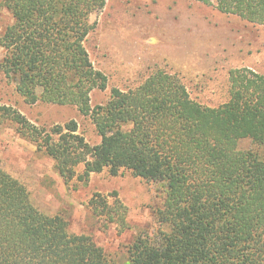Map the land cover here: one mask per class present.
Returning <instances> with one entry per match:
<instances>
[{"label": "trees", "instance_id": "obj_1", "mask_svg": "<svg viewBox=\"0 0 264 264\" xmlns=\"http://www.w3.org/2000/svg\"><path fill=\"white\" fill-rule=\"evenodd\" d=\"M264 25V0H196ZM106 0H0L10 21L0 32V72L25 103L69 105L87 118L100 141L89 144L73 119L50 127L0 106V122L53 161L68 187L91 173L122 169L160 182L156 216L165 229L137 235L124 264H264V75L228 72L229 99L210 107L190 98L175 75L154 71L137 87H107L84 45L91 16ZM82 170L77 173V168ZM88 210L102 223L125 225L126 207L94 193ZM0 264H115L87 234L69 230L61 214L39 210L27 187L0 166Z\"/></svg>", "mask_w": 264, "mask_h": 264}, {"label": "rangeland", "instance_id": "obj_2", "mask_svg": "<svg viewBox=\"0 0 264 264\" xmlns=\"http://www.w3.org/2000/svg\"><path fill=\"white\" fill-rule=\"evenodd\" d=\"M94 28L84 45L93 67L107 78L104 90L91 92V103H104L111 87H137L154 71L175 75L190 98L215 107L229 99L228 72L247 67L264 75V25L250 23L234 14L220 12L214 1L196 0H106L103 9L91 16ZM0 9V32L10 21ZM4 54L0 47V59ZM17 109L31 123L47 128L68 120L91 145L100 137L91 122L69 105L25 103L14 84L0 72V106ZM240 149L264 147L248 139ZM0 166L22 182L33 204L42 212L61 214L69 230L87 234L115 264H124L126 248L135 236L152 238L165 229L156 216L162 207L165 187L122 169L117 175L107 170L91 173L86 182L74 180L67 187L53 168V161L20 137L8 122H0ZM80 165L76 170L80 173ZM94 193L108 203L118 199L126 207L125 225L104 227L87 208Z\"/></svg>", "mask_w": 264, "mask_h": 264}]
</instances>
